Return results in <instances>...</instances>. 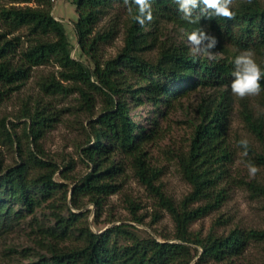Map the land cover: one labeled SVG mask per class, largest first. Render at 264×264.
<instances>
[{"label":"trees","instance_id":"1","mask_svg":"<svg viewBox=\"0 0 264 264\" xmlns=\"http://www.w3.org/2000/svg\"><path fill=\"white\" fill-rule=\"evenodd\" d=\"M0 0V24L9 33L22 27L28 29L30 45L17 58V37L7 38V31H0V100L6 91L19 89L30 77L33 67L55 62L61 66L60 77L50 75L41 81L46 94H80V109L87 111V143L81 150L82 158L92 169L81 176L73 186L72 207L81 209L82 197L96 204L99 215L109 195L119 189L116 182L122 166L115 155L131 157L135 174L157 193L176 225L174 239L159 240L154 236H140L131 225L117 224L103 231H94L88 220V211L76 212L68 204L69 186L57 181L69 180L74 164L61 167L50 159L39 140L59 120V113L49 109V104L37 101L24 113L28 118L25 134L36 148L23 147L18 138L19 159L6 164L0 155V239L8 235L28 216L37 219V212L50 210L54 224L37 223L39 244L49 253L37 264H191L199 254L192 244L202 251L195 264L215 259L224 260L243 253L250 240H264V229H233L227 235L209 233L205 237L190 230L191 223L217 209L226 198L223 183L229 172L234 151L228 139V110L223 96L214 105L201 103L202 120L196 126L189 151L180 159L184 177L192 190L179 203L165 195L155 183L160 170L148 163L143 148L146 131L130 114V100L142 103L146 97L156 105L169 106L179 96L199 87H218L231 84L233 60L227 57L202 56L187 46L163 45L155 59L142 55L152 45L151 21L141 25L136 17L139 7L136 0H72L79 14L75 32L82 55L90 58L89 64L72 55L74 44L69 38L63 21L52 13L54 0L36 1L37 5L5 6ZM124 3L132 12L126 27L125 45L113 58L101 62L97 56L98 45L112 35L94 32L97 24L115 3ZM151 16H166L177 21L187 31L204 29L215 36L219 44L223 39L240 49L264 53V5L259 0H234L235 19H208L201 9L193 12L200 17L195 23L182 18L175 0H150ZM202 7V6H201ZM152 20V19H151ZM216 44V47H217ZM67 81L68 84L63 83ZM104 96L102 109L95 113V94ZM259 139L264 138V123L249 120ZM3 139L14 138L4 124ZM32 139V140H31ZM93 141V142H92ZM247 148H251L249 144ZM264 159V155H261ZM206 202L193 206L194 202ZM64 209L67 214H64ZM134 221L143 222L140 216Z\"/></svg>","mask_w":264,"mask_h":264},{"label":"rangeland","instance_id":"2","mask_svg":"<svg viewBox=\"0 0 264 264\" xmlns=\"http://www.w3.org/2000/svg\"><path fill=\"white\" fill-rule=\"evenodd\" d=\"M264 5V0H259ZM5 6L11 5H37L36 1L14 2L1 1ZM131 8L124 3H115L97 24L94 32H108L112 35L98 45L97 56L101 62L115 57L125 45L126 27L132 16ZM53 15L63 21L70 40L74 44L72 55L85 61L90 58L80 53L79 43L75 32V22L79 14L72 0H54ZM151 25V37L156 40L148 45L142 55L155 59L163 45L187 46L193 53L213 57H227L235 59L243 49L235 46L231 41L223 39L217 47L207 52L197 53L188 41L187 31L180 23L166 16H154ZM0 31H7V38L17 37V58L20 52L31 43V37L26 27L10 32L0 24ZM256 62L264 69V53L255 52ZM61 66L50 62L33 67L32 74L19 89L6 91L0 100V130L3 125L10 130L15 139L11 144L8 137L3 139L0 131V155L6 164H13L18 159V138L23 140V147L35 150L36 145L27 139L25 134L28 118L25 116L27 108L33 107L37 101L49 104V109L59 113V120L50 128L43 138L39 140L41 148L46 155L55 160L61 167L68 162L74 164L70 179L64 180L59 173L57 181L66 182L69 186L68 204L72 207L71 198L73 186L77 179L92 169L91 164L82 158L81 150L87 143L86 130H88L87 111L80 109L81 99L78 92L69 94H46L42 90L41 81L50 75L60 77ZM63 83L68 84L67 81ZM264 86V80L261 81ZM231 85V84H230ZM229 84L218 87H199L179 96L169 106L156 105L146 97L142 103L130 100V114L134 121L142 127L148 137L143 145L147 152L148 163L160 170L155 180L161 186L165 195L176 204L179 203L192 190L191 183L184 177L180 159L191 146L196 126L202 120L201 103L214 105L223 97L228 110V139L234 151L232 161L229 163V172L223 183L226 198L219 208L194 220L190 230L201 237L209 233L227 235L233 229H264V138L259 139L252 130L249 120L264 123V91L258 96L244 99L234 96ZM95 107L98 113L104 102V96L95 94ZM32 140V139H31ZM242 141H247L251 148H247ZM93 142V141H92ZM115 160L122 166L121 173L116 182L119 189L108 196L102 213L95 223L97 207L88 197H82L81 209H72L76 212L88 211V220L94 231H102L117 224L131 225V229L140 236H154L159 240H175L176 225L167 208L161 204L157 193L147 186L135 174L131 157L117 154ZM254 163L259 171L255 175L249 174V164ZM206 200L194 202L192 205L205 203ZM67 210L64 209V214ZM134 216L143 218V222L134 221ZM37 223L42 225L54 224L50 210L44 208L37 212V219L28 216L19 223L8 235L0 239V264H37L40 258L49 253L39 244L40 234ZM199 250V254L191 262L198 261L202 247L192 245ZM200 264H264V240H250L243 253L224 260L210 259Z\"/></svg>","mask_w":264,"mask_h":264},{"label":"clouds","instance_id":"3","mask_svg":"<svg viewBox=\"0 0 264 264\" xmlns=\"http://www.w3.org/2000/svg\"><path fill=\"white\" fill-rule=\"evenodd\" d=\"M178 11L183 14L182 18L189 23H195L200 17H193V12L197 8L208 19L224 18L227 20L235 19L236 12L233 11L234 0H175ZM251 4L252 0H247ZM139 7V15L136 17L138 22L143 25L146 21H151V2L150 0H136ZM202 6V7H201ZM188 41L193 50L197 53L207 52L218 43L215 36H210L204 29H197L188 34ZM231 92L234 96L244 99L250 96H258L264 91L261 81L264 80V69L256 62L255 52L251 49L243 50L233 61V71L231 73ZM247 145V141H242ZM249 174L255 175L259 168L254 163H250Z\"/></svg>","mask_w":264,"mask_h":264},{"label":"water","instance_id":"4","mask_svg":"<svg viewBox=\"0 0 264 264\" xmlns=\"http://www.w3.org/2000/svg\"><path fill=\"white\" fill-rule=\"evenodd\" d=\"M57 19V18H56ZM72 191H73V189H72ZM103 231V230H102ZM171 241V240H170ZM174 241V240H173ZM175 241H180V240H178V239H175ZM193 245V244H192Z\"/></svg>","mask_w":264,"mask_h":264}]
</instances>
